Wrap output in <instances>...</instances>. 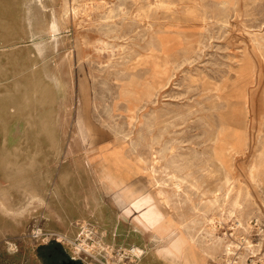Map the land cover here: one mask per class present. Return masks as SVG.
<instances>
[{
    "label": "rangeland",
    "instance_id": "rangeland-1",
    "mask_svg": "<svg viewBox=\"0 0 264 264\" xmlns=\"http://www.w3.org/2000/svg\"><path fill=\"white\" fill-rule=\"evenodd\" d=\"M0 200V264H264V0H0Z\"/></svg>",
    "mask_w": 264,
    "mask_h": 264
},
{
    "label": "flooded vegetation",
    "instance_id": "flooded-vegetation-1",
    "mask_svg": "<svg viewBox=\"0 0 264 264\" xmlns=\"http://www.w3.org/2000/svg\"><path fill=\"white\" fill-rule=\"evenodd\" d=\"M44 258L49 262L48 264H64L69 259L75 260L77 264H83L82 261L74 256H71L61 245L58 243H50L43 250Z\"/></svg>",
    "mask_w": 264,
    "mask_h": 264
},
{
    "label": "bare ground",
    "instance_id": "bare-ground-1",
    "mask_svg": "<svg viewBox=\"0 0 264 264\" xmlns=\"http://www.w3.org/2000/svg\"><path fill=\"white\" fill-rule=\"evenodd\" d=\"M230 1L231 0H218V2L222 5V6H228L229 5V3H230ZM54 17V16H53ZM46 25V24H45ZM56 25V24H55ZM258 40V39H257ZM121 75V74H120ZM48 77H50V75L48 76ZM217 77V76H216ZM52 78V77H51ZM42 100V99H41ZM47 100V99H46ZM46 100H44L43 102H45ZM50 102V101H49ZM51 103V102H50ZM43 104V103H42ZM45 104V103H44ZM201 109V108H200ZM47 118V117H46ZM202 119V118H201ZM166 131V130H165ZM216 135V134H215ZM131 144V143H130ZM166 150V149H165ZM205 151V150H204ZM234 157V156H233ZM261 158V157H260ZM187 161V160H186ZM105 171V170H104ZM103 171V172H104ZM208 172V171H207ZM112 175V174H111ZM110 177V176H109ZM112 178V177H111ZM113 182V181H112ZM4 192V191H3ZM7 193V192H6ZM6 197V196H5ZM0 210H2L3 212H5V213H9L10 214V212H16V213H20V212H17L16 210H13L11 207H10V205H8L7 203H5L4 201H2V200H0ZM15 214V213H14ZM13 214V215H14ZM15 216H17V215H15ZM21 219V218H20ZM20 222V221H19ZM83 233H84V235L85 236H88V237H91L90 235H89V231H83ZM64 235V234H63ZM70 241V240H69ZM85 241V240H84ZM102 242V241H101ZM101 242H98V246L100 247L102 244H101ZM73 243V242H72ZM79 245V244H78ZM84 245V243L82 244L81 243V246L85 249V250H87V251H91V249H93V247L89 244L87 247H84L83 246ZM143 252V249L142 248H139V247H132L131 249H130V251H129V253L131 254V255H133V256H135L136 258H138V257H140V255H141V253ZM145 254V253H144Z\"/></svg>",
    "mask_w": 264,
    "mask_h": 264
},
{
    "label": "water",
    "instance_id": "water-1",
    "mask_svg": "<svg viewBox=\"0 0 264 264\" xmlns=\"http://www.w3.org/2000/svg\"><path fill=\"white\" fill-rule=\"evenodd\" d=\"M64 264H77L75 260L69 259V261L65 262Z\"/></svg>",
    "mask_w": 264,
    "mask_h": 264
},
{
    "label": "built area",
    "instance_id": "built-area-1",
    "mask_svg": "<svg viewBox=\"0 0 264 264\" xmlns=\"http://www.w3.org/2000/svg\"><path fill=\"white\" fill-rule=\"evenodd\" d=\"M81 259V258H80ZM81 260H83V259H81Z\"/></svg>",
    "mask_w": 264,
    "mask_h": 264
}]
</instances>
